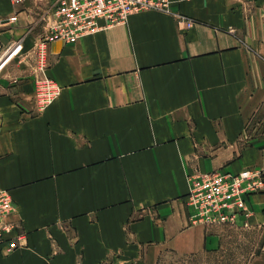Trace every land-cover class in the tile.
<instances>
[{
  "label": "crops",
  "instance_id": "obj_1",
  "mask_svg": "<svg viewBox=\"0 0 264 264\" xmlns=\"http://www.w3.org/2000/svg\"><path fill=\"white\" fill-rule=\"evenodd\" d=\"M7 2L2 42L20 56L0 73V188L27 245L0 246V264H156L214 247L217 229L191 222L190 177L264 172V0H168L53 38L62 94L40 114L47 3ZM178 14L195 25L181 30ZM250 203L264 223V185Z\"/></svg>",
  "mask_w": 264,
  "mask_h": 264
},
{
  "label": "built area",
  "instance_id": "obj_2",
  "mask_svg": "<svg viewBox=\"0 0 264 264\" xmlns=\"http://www.w3.org/2000/svg\"><path fill=\"white\" fill-rule=\"evenodd\" d=\"M28 0H9L13 6H21ZM45 1L42 21L48 33L38 50V75L34 81V107L40 114L53 105L62 94V86L47 74L45 44L53 38L72 41L81 36L111 26L126 24L134 13L145 10L167 11L168 0H36ZM15 18L0 19V72L12 58V51L19 42L5 46L3 30ZM181 30H189L195 21L177 15ZM191 189L188 206L192 224L222 225L231 222L248 206L249 197L260 192L264 185V172L247 169L238 174L225 171L198 173L190 177ZM16 204L9 190L0 188V246L7 252L27 245V235L14 219Z\"/></svg>",
  "mask_w": 264,
  "mask_h": 264
},
{
  "label": "rangeland",
  "instance_id": "obj_3",
  "mask_svg": "<svg viewBox=\"0 0 264 264\" xmlns=\"http://www.w3.org/2000/svg\"><path fill=\"white\" fill-rule=\"evenodd\" d=\"M8 8L7 0H0V15ZM11 55L15 63L20 56L17 45ZM207 227L219 229L214 247L189 255L164 254L156 264H264V223L252 216L251 203L233 221Z\"/></svg>",
  "mask_w": 264,
  "mask_h": 264
}]
</instances>
